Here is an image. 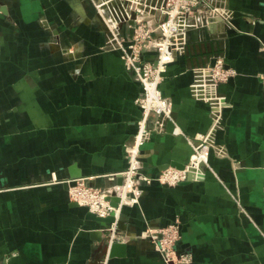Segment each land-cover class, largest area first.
<instances>
[{
    "label": "crops",
    "instance_id": "0c3cea01",
    "mask_svg": "<svg viewBox=\"0 0 264 264\" xmlns=\"http://www.w3.org/2000/svg\"><path fill=\"white\" fill-rule=\"evenodd\" d=\"M225 3L229 26L219 20L189 30L185 53L160 84L185 136L210 132L208 166L177 185L142 183L139 203L121 210L117 242L125 250L109 257L95 235L107 225L88 218L60 180L70 169L104 188L110 174L127 169L140 84L105 48L91 0H0V260L165 264L140 235L178 221L176 249L190 264H264V0ZM216 57L236 73L218 86L224 105L210 131L213 107L193 94L192 69ZM185 136L172 122L152 133L139 149L140 171L155 178L185 165L192 153Z\"/></svg>",
    "mask_w": 264,
    "mask_h": 264
},
{
    "label": "built area",
    "instance_id": "2783aa9c",
    "mask_svg": "<svg viewBox=\"0 0 264 264\" xmlns=\"http://www.w3.org/2000/svg\"><path fill=\"white\" fill-rule=\"evenodd\" d=\"M91 0L98 19L106 34L105 48L119 53L126 72L140 84L141 95L135 102L140 108L141 118L128 153V167L124 171L108 176L111 183L104 188L87 185L84 179L67 190L70 200L86 207L99 217L113 216V221L105 228L106 244L119 241L117 222L124 206L132 207L139 203L142 194L141 184H149L156 179L166 185H177L187 179L194 167L201 174L202 167L208 166L210 150L209 134L185 136L175 124L172 102L160 90L163 74L169 63L183 55L187 48V33L192 29L206 28L219 20L229 26L232 12L225 6L226 0ZM129 29L126 38L121 34L122 27ZM1 46V40H0ZM154 52V59L144 58L145 52ZM191 90L200 99L212 105V126L220 123V109L224 99L218 86L235 75V70L227 68L223 59L216 57L212 64L194 67ZM264 82V74L260 75ZM174 123V132L185 136L192 153L184 168H166L153 178L143 174L139 159L140 147L149 140L152 133L165 132V123ZM120 176L122 181L115 182ZM69 183V179H61ZM118 198L116 206L110 204L109 197ZM150 240L155 251L165 264H190L191 255L176 249L180 239V225L173 221L163 227L148 230L140 235ZM107 255V253L105 254ZM7 264V258L0 260Z\"/></svg>",
    "mask_w": 264,
    "mask_h": 264
},
{
    "label": "water",
    "instance_id": "95a60500",
    "mask_svg": "<svg viewBox=\"0 0 264 264\" xmlns=\"http://www.w3.org/2000/svg\"><path fill=\"white\" fill-rule=\"evenodd\" d=\"M182 168H184V165H178V169H182ZM81 177H82V175L79 171H73V170L69 169V176L67 179H69L70 181H69V183L63 182V186L68 189L70 186L75 185L76 180L80 179ZM190 177H193L192 173H188L187 178L189 179ZM119 178H120V180L118 181V183H120L122 181V178L121 177H119ZM109 200H110L111 205H113V206L117 205V202H118L117 197L111 196V197H109ZM87 217L90 219H94L96 221H99L101 223H104L106 225H108L109 223H111L114 220L112 215H109L106 217H99L92 212H88ZM117 225L118 226L120 225V220H118ZM99 234L103 237L102 238L98 237L97 241L106 242L105 232L103 230L98 229V231H96L95 235L98 236ZM104 246H105L104 249L106 251L108 250L109 257L116 255V254L123 253V251L125 250V243H120V242H113L109 245V247L107 245H104Z\"/></svg>",
    "mask_w": 264,
    "mask_h": 264
},
{
    "label": "rangeland",
    "instance_id": "374dc122",
    "mask_svg": "<svg viewBox=\"0 0 264 264\" xmlns=\"http://www.w3.org/2000/svg\"><path fill=\"white\" fill-rule=\"evenodd\" d=\"M1 40V39H0Z\"/></svg>",
    "mask_w": 264,
    "mask_h": 264
}]
</instances>
